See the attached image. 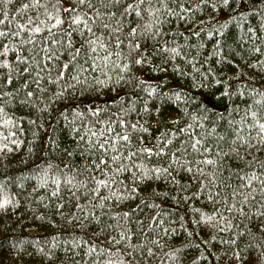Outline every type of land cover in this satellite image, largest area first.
Masks as SVG:
<instances>
[{
	"label": "trees",
	"instance_id": "trees-1",
	"mask_svg": "<svg viewBox=\"0 0 264 264\" xmlns=\"http://www.w3.org/2000/svg\"><path fill=\"white\" fill-rule=\"evenodd\" d=\"M0 33V264H264V0H0Z\"/></svg>",
	"mask_w": 264,
	"mask_h": 264
},
{
	"label": "snow or ice",
	"instance_id": "snow-or-ice-1",
	"mask_svg": "<svg viewBox=\"0 0 264 264\" xmlns=\"http://www.w3.org/2000/svg\"><path fill=\"white\" fill-rule=\"evenodd\" d=\"M80 2L81 3H83L84 2V0H80ZM89 7H91V4H89ZM133 7V5H128V8H132ZM68 9H65V11H67ZM72 11H75V9H72ZM137 15H139V11H137ZM51 18V17H50ZM81 20V17L80 16H76L74 19H73V23H78L79 21ZM60 23H62V21H61V19L59 18V17H56V20H55V24L56 25H59ZM55 25H53V27H54ZM41 29L40 28H34L33 29V31H35V32H39ZM133 31H135V29H133ZM0 35H3V33H0ZM89 43H91V44H94V43H96L95 41H91V42H89ZM101 47H103V45H100ZM109 55H111V53L109 54ZM136 63H140V61L139 60H137L136 61ZM64 67H69V65H64ZM25 71H28V69H25ZM64 75V73L63 72H60L59 73V76H63ZM59 76H58V78H59ZM29 95H31V93H29ZM260 130H261V132H264V124H261L260 125ZM181 131H183V130H181ZM124 139H127V136H125V137H123ZM240 139H241V141H243V137H240ZM262 139H264V137H262ZM200 142L199 141H195L193 144H192V147H193V149H196L197 148V145L199 144ZM147 151H151V149H146ZM113 159H115V157H113ZM205 163H212V161H208V160H205L204 161ZM100 184H103L104 183V181H100L99 182ZM5 203H6V201H5Z\"/></svg>",
	"mask_w": 264,
	"mask_h": 264
}]
</instances>
